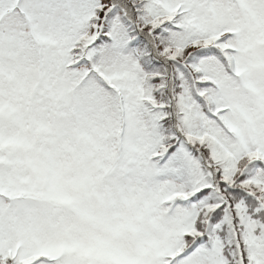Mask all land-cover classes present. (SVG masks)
Here are the masks:
<instances>
[{
    "label": "snow or ice",
    "instance_id": "6c2138e0",
    "mask_svg": "<svg viewBox=\"0 0 264 264\" xmlns=\"http://www.w3.org/2000/svg\"><path fill=\"white\" fill-rule=\"evenodd\" d=\"M0 264H264V0H0Z\"/></svg>",
    "mask_w": 264,
    "mask_h": 264
}]
</instances>
